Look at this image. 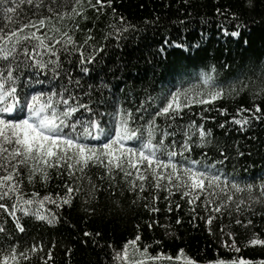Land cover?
Instances as JSON below:
<instances>
[{"label": "snow or ice", "instance_id": "1", "mask_svg": "<svg viewBox=\"0 0 264 264\" xmlns=\"http://www.w3.org/2000/svg\"><path fill=\"white\" fill-rule=\"evenodd\" d=\"M24 5L29 11L25 12ZM113 5L114 0H0V217L6 214L13 224L10 230L7 219H0V264H32L33 260L51 264L52 247L46 248L43 241L35 238L33 243L21 245L19 240L14 241L13 233L26 231L21 216L55 225L59 213L47 205L56 209L71 207L74 198L85 191L84 183L88 185V204L98 200L102 192L123 196L126 191L135 198L133 203L145 201L143 206L153 213L160 211L154 202L161 198V191L169 213L174 193H179L190 206L200 199L206 213L200 219L208 225L210 234L211 224L218 218L216 213L222 215L225 208L239 215L264 216L252 207L264 204V178L241 182L239 177L222 170L228 158L223 149L219 150L220 159H211L204 151L198 157L192 155L194 149H203L213 142L212 130L205 128L204 122L216 120V116L206 113L215 111L227 117L217 126L223 129L231 123L238 126L239 132L257 121L264 122V63L253 65L242 76L224 79L214 65L198 72L193 70L190 75L181 74L175 90L162 86L158 94L151 95L145 89L146 98H139L138 105L131 92L124 100L111 93L105 96L109 85L103 77L96 84L85 83V79L96 66H104L103 51L110 38L120 47L119 41L129 32L138 31ZM244 7H254V0H245ZM216 11L224 13L226 20L238 19L231 9ZM104 15L120 21L107 24L106 33L97 29ZM240 27L241 24L236 25L237 29ZM97 31L104 42L96 41ZM230 35L235 37L237 31ZM166 46H170L168 40L158 48V55L166 54ZM171 46L185 47L175 42ZM223 68L230 65L224 64ZM116 71V65L107 68L113 79H119ZM243 94H247L250 103L239 105L233 113L226 107H215L214 102L221 98ZM193 106L200 111L193 112ZM185 109L199 116V121L189 118L185 125L178 124ZM177 132L183 133L182 139L177 138ZM196 133L197 138L193 139ZM236 152L244 155L238 148ZM93 168L97 169L95 179ZM53 174L59 181L54 185L55 191L25 195V181L27 186L39 182L47 189ZM245 190L247 201H235L234 193ZM113 202L120 207L118 200ZM174 206L181 207L179 203ZM84 210L94 211L90 207ZM232 210L228 212L230 218ZM190 212L196 219L195 207ZM239 215L235 224L258 227L252 219L242 221ZM175 223H182L179 216ZM156 226L171 227L159 221L148 224L149 228ZM221 233L225 235L223 228ZM166 234L172 235L170 231ZM83 235L93 234L85 231ZM226 235L233 237L229 250L235 248L239 252L235 234ZM141 241L142 237L136 235L119 249L114 248L112 264H156L161 257L173 259L163 252L152 254L153 246H160V241ZM246 245L264 247V238L253 232ZM222 246L228 244L222 242ZM68 251L70 254L71 249ZM178 253L174 259L181 261L183 257V264H264V257H218L201 262L186 257L183 249H178Z\"/></svg>", "mask_w": 264, "mask_h": 264}, {"label": "trees", "instance_id": "2", "mask_svg": "<svg viewBox=\"0 0 264 264\" xmlns=\"http://www.w3.org/2000/svg\"><path fill=\"white\" fill-rule=\"evenodd\" d=\"M244 4L245 0H114L113 6L117 12L138 31L129 32L119 41L120 47H116L117 42L110 38L107 41L108 47L103 51L104 66H96L84 82L96 84L103 77L109 85L104 90L105 96L111 93L124 100L131 92L137 98L138 105L139 98H146L145 89L151 95L158 94L162 86L175 90L174 85L182 78L181 74L190 75L193 70L198 72L210 65L221 72V79L249 73L253 65L264 63V0H254L252 8H246ZM23 7L25 12L29 11L27 5ZM218 8L231 9L237 13L238 19L226 20L224 13H217ZM89 15H92L91 11ZM116 23H120L118 18L113 20L104 15L101 16L97 29L106 33L109 29L105 26ZM237 24L242 27L237 29ZM88 26L91 27V24ZM233 30L237 31L235 37L230 35ZM165 40L169 41L170 46H166L165 55H158L157 50ZM96 41L104 42L100 31L96 33ZM171 42L185 47L171 46ZM149 60L152 61L151 64L148 63ZM224 64H229L230 68L224 69ZM113 65L117 66L116 76L119 79H113L107 72L108 66ZM249 103L247 94L221 98L214 102L215 107H226L229 113H233L239 105ZM184 111L185 116L177 120L178 124L185 125L189 118L199 121V116L188 113L187 109ZM199 111V107L193 106V112ZM206 115L216 116V120L204 122V127L212 130L213 142L203 149H194L192 155L198 157L204 151L211 159H220L219 150L223 149L228 158L224 161L222 170L239 177L241 182H258L264 178V122L257 121L253 127L239 132L236 130L238 126L231 123L223 129L217 126L218 122L227 117H222L215 111ZM159 123L163 127V118H160ZM197 135L198 133L194 134L193 139ZM182 136V132H177L178 139H182ZM237 148L244 153L243 156L237 155ZM91 171L95 179L97 169L93 168ZM57 183L59 181L54 174L47 189L41 187L39 182L27 186L25 181V195H30L33 191L41 195L45 191H55L54 185ZM82 187L85 191L74 198L71 207L56 209L53 205H47L59 213L55 225L21 216L26 231L13 233L14 241L19 240L21 245L25 242L33 243V238L43 241L46 248H53L51 264H112L113 249H119L125 241L136 235L142 237L141 243L160 241V246H153L152 254L163 252L174 257L179 254L178 249H183L189 258L201 262L218 257H243L252 260L264 257V247L246 245L253 232L264 238V231H261L264 229V216L251 213L239 215L234 210L225 208L222 215L216 213L218 218L211 224L210 234L208 225L200 219L206 216L200 199H197L195 206H190L185 199H181L179 193H174L172 212L169 213L163 200L165 193L161 191V198L154 202L160 211L153 213L143 206L145 201L133 203L135 198L126 191L123 196L102 192L98 200L88 204L87 183ZM240 198L247 201L246 190L234 193L235 201ZM114 200L119 201L120 207L116 206ZM176 203L181 205L179 209L175 208ZM89 207L94 211L89 213L84 210ZM192 207H195L196 219H192ZM252 207L256 212L264 213V204H253ZM230 210L231 218L228 215ZM238 215L242 221L245 218L252 219L258 227L235 224ZM177 216L182 220L179 225L175 223ZM4 218L11 230V218L6 217V214L5 217H0ZM151 221H159L161 225L170 224L171 227L149 228ZM221 228L225 235H222ZM85 231L93 235L85 237ZM169 231L172 235L166 234ZM228 232L235 234L239 252L235 248L229 250L233 237L227 236ZM222 242H226L228 247L222 246ZM32 264H40V261L33 260Z\"/></svg>", "mask_w": 264, "mask_h": 264}, {"label": "rangeland", "instance_id": "3", "mask_svg": "<svg viewBox=\"0 0 264 264\" xmlns=\"http://www.w3.org/2000/svg\"><path fill=\"white\" fill-rule=\"evenodd\" d=\"M133 252L132 246H129V255L131 256ZM186 257H188L187 255H185ZM139 258V257H136ZM189 258V257H188ZM156 264H183V257L181 259V261H175L174 257L172 260H168V259H164L163 257H161L160 260H158L156 262Z\"/></svg>", "mask_w": 264, "mask_h": 264}]
</instances>
